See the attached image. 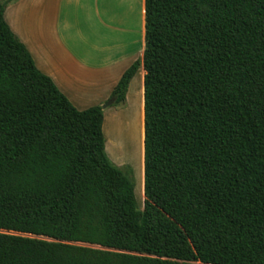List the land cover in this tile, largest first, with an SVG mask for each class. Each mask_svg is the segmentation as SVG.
<instances>
[{
	"label": "trees",
	"instance_id": "trees-1",
	"mask_svg": "<svg viewBox=\"0 0 264 264\" xmlns=\"http://www.w3.org/2000/svg\"><path fill=\"white\" fill-rule=\"evenodd\" d=\"M0 2V264H264V0H146L145 199Z\"/></svg>",
	"mask_w": 264,
	"mask_h": 264
},
{
	"label": "crops",
	"instance_id": "crops-1",
	"mask_svg": "<svg viewBox=\"0 0 264 264\" xmlns=\"http://www.w3.org/2000/svg\"><path fill=\"white\" fill-rule=\"evenodd\" d=\"M5 19L37 68L80 111L106 104L124 73L144 57L146 0H16L7 7ZM145 76L141 65L125 105L104 108L103 124L111 157L110 128L132 140L131 156L141 124L143 193Z\"/></svg>",
	"mask_w": 264,
	"mask_h": 264
},
{
	"label": "rangeland",
	"instance_id": "rangeland-1",
	"mask_svg": "<svg viewBox=\"0 0 264 264\" xmlns=\"http://www.w3.org/2000/svg\"><path fill=\"white\" fill-rule=\"evenodd\" d=\"M2 2V1H1ZM118 121H120L118 119ZM114 127L115 126L114 124ZM110 144L111 148L114 150V156H110L107 152L109 158L112 162H116L115 164L123 170L124 173L128 174L134 184H135V195L141 209L144 207V199H145V188L144 193L142 192V165H143V153H142V127L141 124L136 128V135L134 141V150L131 156L128 151L132 147V140L128 139L124 136L122 132H116L113 126L110 128ZM139 137V138H138ZM140 142V143H139ZM107 144V138H106ZM114 144V146H113ZM119 147H122V150H119ZM107 151V150H106ZM135 154V155H134ZM113 155V154H112ZM137 156V157H136ZM119 159L118 161L116 160ZM145 175V174H144ZM145 186V185H144Z\"/></svg>",
	"mask_w": 264,
	"mask_h": 264
},
{
	"label": "water",
	"instance_id": "water-1",
	"mask_svg": "<svg viewBox=\"0 0 264 264\" xmlns=\"http://www.w3.org/2000/svg\"><path fill=\"white\" fill-rule=\"evenodd\" d=\"M114 103H115V99L111 98L106 104L103 105V108H108V107L114 105Z\"/></svg>",
	"mask_w": 264,
	"mask_h": 264
},
{
	"label": "bare ground",
	"instance_id": "bare-ground-1",
	"mask_svg": "<svg viewBox=\"0 0 264 264\" xmlns=\"http://www.w3.org/2000/svg\"><path fill=\"white\" fill-rule=\"evenodd\" d=\"M139 138V137H138ZM140 143V142H139ZM135 155V154H134ZM137 157V156H136Z\"/></svg>",
	"mask_w": 264,
	"mask_h": 264
}]
</instances>
